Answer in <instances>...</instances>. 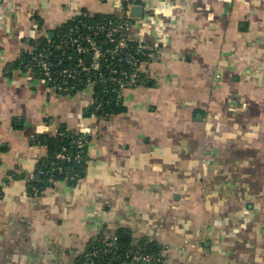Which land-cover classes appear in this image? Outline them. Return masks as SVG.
<instances>
[{"label": "crops", "instance_id": "0c3cea01", "mask_svg": "<svg viewBox=\"0 0 264 264\" xmlns=\"http://www.w3.org/2000/svg\"><path fill=\"white\" fill-rule=\"evenodd\" d=\"M130 2L129 41L161 60L126 112L98 116L91 88L61 96L18 65ZM61 126L91 137L86 175L33 196L48 155L33 141ZM0 145V264H75L99 234L147 237L166 264H264V0H0Z\"/></svg>", "mask_w": 264, "mask_h": 264}, {"label": "built area", "instance_id": "2783aa9c", "mask_svg": "<svg viewBox=\"0 0 264 264\" xmlns=\"http://www.w3.org/2000/svg\"><path fill=\"white\" fill-rule=\"evenodd\" d=\"M136 6L135 2H130L125 6L122 17L109 18L102 22L93 21L92 16L87 13L80 15L82 19L67 34L61 35L57 40L48 38L46 45L33 48L27 56L26 65L29 64L37 70L46 81L47 87L59 95L70 96L91 88L94 110L112 111L113 105L124 102L126 90L142 87L152 80L149 70L161 60V50L149 45H136L128 39L134 19L131 10ZM97 87L102 88L98 95L95 91ZM56 135H60L59 130ZM89 142L86 136H80L75 141L79 153L74 160L82 166L89 163L81 155L82 149ZM57 159L70 161L71 157L63 149L57 154ZM39 174L40 172L36 173L30 182H38ZM75 178L80 177L76 174L70 179ZM48 181L53 186L61 183L53 177ZM32 192L34 196H38L39 189L33 186ZM100 235L93 240L97 241ZM132 240L136 245L139 239ZM103 241L107 242L108 248H113L112 252L116 255L117 236H105ZM97 252H94V256H97ZM169 252L170 249L163 246L152 255H140L129 250L126 258L130 261H123L121 264H166Z\"/></svg>", "mask_w": 264, "mask_h": 264}, {"label": "trees", "instance_id": "16d2710c", "mask_svg": "<svg viewBox=\"0 0 264 264\" xmlns=\"http://www.w3.org/2000/svg\"><path fill=\"white\" fill-rule=\"evenodd\" d=\"M109 18H115V17H104V16H92L91 19L95 22H102ZM81 20L82 17H76V19L69 21L67 24H64L61 26L58 30H56L55 35L53 38H50L52 40H57L61 35H65L69 32V30L72 27L76 26V23L78 20ZM48 38H44L42 42L38 46H44L48 43ZM38 46H35L34 49L38 48ZM28 56V55H27ZM27 64V63H26ZM24 62H19L18 65L21 67L26 66L30 67V65H26ZM32 68V67H30ZM34 69V68H33ZM37 71V70H36ZM40 77L42 75L37 72ZM43 78V77H42ZM148 83H145L144 85H147ZM96 94L102 92L101 87H97L95 89ZM93 108V107H92ZM113 110L108 112H100L96 111L93 108V112L101 117L104 118H110L114 115L122 114L126 112V106L124 105V102L120 103L119 105H113ZM60 135H56L53 137L49 136H38L35 137L33 144L39 145L41 147H46L48 150L47 157L40 163L36 173L40 172L38 175V182H29V190L31 195L34 196L32 192V187H36L39 189L38 196L44 191L46 188L54 187L51 185L48 181L50 177H53L56 181L59 182H67L71 186H75L81 181L87 172L88 164L85 166H82L78 164L74 157L79 153V150L76 149L75 141L80 136H86L89 141H91V137L87 134H74L71 132V130L68 129V127L61 126L59 129ZM90 144V142H89ZM89 144H87L83 149L81 155L84 156L86 161H90L89 158ZM4 146L0 147V150H4ZM65 150V153L71 157L70 161L66 160H59L57 159V154L61 151ZM1 165V161H0ZM35 173V174H36ZM79 175L80 178H75L74 180L70 179L73 175ZM122 234L117 235V250L116 255L113 254V248L107 247V242L105 243L104 237L105 235L98 236V240H91L87 251L85 254L81 255L75 264H121L124 262H129L130 259L126 258V254L129 250H133L135 253H139L140 255H147V254H156L162 246L157 244L154 241H151L149 238L144 237L142 239H139L137 244H133L132 238H127L126 240L122 238ZM98 251L96 253L97 256H94V252Z\"/></svg>", "mask_w": 264, "mask_h": 264}, {"label": "water", "instance_id": "95a60500", "mask_svg": "<svg viewBox=\"0 0 264 264\" xmlns=\"http://www.w3.org/2000/svg\"><path fill=\"white\" fill-rule=\"evenodd\" d=\"M140 14H141V8H140V7L136 6V7H133V8H132V10H131V15H132L133 17H139ZM50 36L53 38V37H54V33H51ZM90 60H91V56H90ZM200 117H201V116L199 115L198 118H200ZM122 238L126 240V239H127V235L124 234V235L122 236Z\"/></svg>", "mask_w": 264, "mask_h": 264}, {"label": "rangeland", "instance_id": "374dc122", "mask_svg": "<svg viewBox=\"0 0 264 264\" xmlns=\"http://www.w3.org/2000/svg\"><path fill=\"white\" fill-rule=\"evenodd\" d=\"M168 261V260H167Z\"/></svg>", "mask_w": 264, "mask_h": 264}]
</instances>
